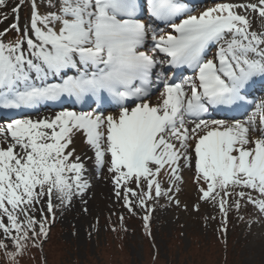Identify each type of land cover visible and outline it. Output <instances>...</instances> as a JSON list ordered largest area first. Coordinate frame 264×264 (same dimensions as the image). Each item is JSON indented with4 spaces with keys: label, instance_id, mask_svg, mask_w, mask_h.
Segmentation results:
<instances>
[{
    "label": "snow or ice",
    "instance_id": "obj_1",
    "mask_svg": "<svg viewBox=\"0 0 264 264\" xmlns=\"http://www.w3.org/2000/svg\"><path fill=\"white\" fill-rule=\"evenodd\" d=\"M203 3L0 0L6 264L42 253L58 214L87 205L105 172L148 237L186 175L192 210L219 217L225 244L230 215L264 223V0ZM45 105L61 107L40 116Z\"/></svg>",
    "mask_w": 264,
    "mask_h": 264
},
{
    "label": "rangeland",
    "instance_id": "obj_2",
    "mask_svg": "<svg viewBox=\"0 0 264 264\" xmlns=\"http://www.w3.org/2000/svg\"><path fill=\"white\" fill-rule=\"evenodd\" d=\"M16 2L18 0H11L13 4ZM26 14L27 8H22L21 20ZM9 22L10 12L9 21L0 24V30ZM109 113L111 111L105 112L106 115ZM85 199L87 205L78 201L72 210L62 216L58 214L51 240L44 245V254L39 251V264H45V260L47 264H189L193 246L203 250L205 245L210 246L215 242V237H223L218 231L219 217L215 220L205 219L203 206L199 213L194 212L192 205L195 200L180 202L179 207L175 204L157 206L150 221L151 237H148V241L143 227L137 222H124L127 231H121V234L118 226L114 227L116 231H112L107 224L116 221L113 224L117 223L120 227V221L113 219V216L123 215L125 209L122 202L116 201L111 179L106 172L93 182ZM164 203L167 204L166 201ZM185 204L188 205L187 210ZM84 207H87V212L82 211ZM256 220L254 215H245L244 221H238L235 214L230 215L225 250L227 256L216 253L215 264L219 259L224 264H264V251L257 252L258 256L253 260L255 248L248 249L251 240L254 239L259 245V238L264 236V223H256ZM149 246L151 253L154 250L155 259L151 260L152 254L151 257L147 255ZM36 251L24 257L32 258L26 261L28 264L36 260ZM2 257L0 253V259Z\"/></svg>",
    "mask_w": 264,
    "mask_h": 264
},
{
    "label": "trees",
    "instance_id": "obj_3",
    "mask_svg": "<svg viewBox=\"0 0 264 264\" xmlns=\"http://www.w3.org/2000/svg\"><path fill=\"white\" fill-rule=\"evenodd\" d=\"M121 215H116V214H114V216H113V219H115V220H119V217H120ZM123 216H124V222H128V221H132V222H137L136 224L137 225H139V226H142L143 227V221H142V219H140V217H142L143 216V212H140L139 213V216H130L128 213H127V211L126 210H124V214H123ZM116 221H113V222H109L107 225H109V227L111 228V229H113L114 227H116V226H118L117 227V229L119 230V232H120V234H121V231H122V233H123V230H121V228L119 227V225L116 223V225H114L113 223H115ZM123 222V223H124ZM140 223V224H139ZM229 225V224H228ZM55 228L56 227H54V226H52V228H51V232H50V235H49V238H48V241L49 240H51V236L53 235V232H54V230H55ZM145 239L148 241V236L147 235H145ZM47 241V242H48ZM226 248H227V242H226V244L224 243V238L223 237H215V242H212L211 243V245L210 246H207V245H205V248L203 249V250H201V248L200 247H198V246H193V249H192V251H191V260L189 261L190 263L189 264H215L216 263V261H215V258H214V255H216V253H220L221 254V256H222V254H223V257H226L227 256V254H225V250H226ZM35 250H33V252H34ZM153 249H152V253H151V248H150V246H149V249H148V247H147V250H146V252H147V255L148 256H150L151 257V254H152V257H151V260H152V258H156L155 257V253H153ZM36 254V258L34 257V259H36L35 261H33L34 263L33 264H39L38 262H37V258H38V256H39V250H37L36 252H35ZM42 254H44V250H43V252H42ZM201 256V257H200ZM25 259V260H24ZM24 259H22L21 260V264H28V262H26V261H29V259H32V258H28V257H26V258H24ZM24 260V261H23ZM224 261H222V260H218L217 261V264H224L223 263ZM0 263H2V264H6V261H5V259H4V257H2L1 259H0ZM185 264V263H184Z\"/></svg>",
    "mask_w": 264,
    "mask_h": 264
},
{
    "label": "bare ground",
    "instance_id": "obj_4",
    "mask_svg": "<svg viewBox=\"0 0 264 264\" xmlns=\"http://www.w3.org/2000/svg\"><path fill=\"white\" fill-rule=\"evenodd\" d=\"M217 2H242V0H215ZM185 2H188V0H185ZM213 3V0H204V3L201 5V7H208L211 6V4ZM259 95L257 96L258 99ZM63 107L68 108L69 110H73V109H79L80 105H76L74 104L73 101L70 100H65L63 105ZM60 105H45L44 107H42L40 109V116H51L54 115L55 111L60 110ZM111 114V113H109ZM9 113L6 112H0V122H7V116H9ZM218 115L223 118L226 115H232V113H218ZM33 118H35V116H33ZM82 146V145H81ZM196 198V194H195V188L194 185L191 182V179L188 175H186V180H185V184L182 186V191L179 194V200H181L180 202L184 203V202H188L189 200L193 201ZM195 202V201H193ZM261 243L259 245L256 244V241L253 239L251 240L252 242L248 245V249L251 250V248H255V255L253 256V260L256 258V256H258L257 252H263L264 251V236L259 238ZM256 244V245H255Z\"/></svg>",
    "mask_w": 264,
    "mask_h": 264
}]
</instances>
